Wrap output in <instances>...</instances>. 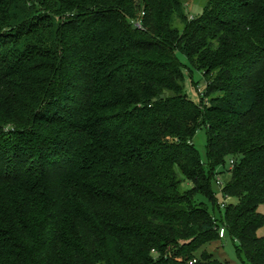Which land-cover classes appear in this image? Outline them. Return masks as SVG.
<instances>
[{
    "label": "trees",
    "instance_id": "obj_1",
    "mask_svg": "<svg viewBox=\"0 0 264 264\" xmlns=\"http://www.w3.org/2000/svg\"><path fill=\"white\" fill-rule=\"evenodd\" d=\"M184 1L0 0V264H264V0Z\"/></svg>",
    "mask_w": 264,
    "mask_h": 264
},
{
    "label": "rangeland",
    "instance_id": "obj_2",
    "mask_svg": "<svg viewBox=\"0 0 264 264\" xmlns=\"http://www.w3.org/2000/svg\"><path fill=\"white\" fill-rule=\"evenodd\" d=\"M211 0H185L184 1V12L187 15L189 19L193 18H199L203 15L208 3ZM173 26L178 29L179 31L182 30V24L179 20L174 19ZM178 58L180 62L184 65V73H185V79H184V91L188 98L198 104L200 103V96L198 94V89L202 92L205 89V82L203 80V77L201 73L195 70L191 71V76H189V72L187 71V68H189V65L187 63V60L185 56L179 54ZM186 69V70H185ZM193 145L195 149L197 150L200 159L202 163L204 164V168L206 169V163H207V157H206V133L204 129H200L198 133L195 135L193 139ZM226 168H228V164L226 165ZM223 170H217L216 173H218V178L212 182V191L218 201V204H223V199L221 197V189L216 185V180L218 179L222 184L226 183L230 179V175L227 173H222ZM179 178L181 180V186L180 190L182 192L189 190L192 188V184L186 180H184L180 175ZM198 200L202 202L206 208L208 209L209 213L212 214L213 206L210 203V201L203 197L199 196ZM231 202H234L233 200ZM217 211L215 212V216H217ZM264 235V228L260 229L258 231V236ZM237 242L233 241L229 236H226L223 240L217 241L213 244H211L207 251L212 253L214 257L222 261L224 264H249L247 260L245 259L244 255L240 252H237L236 249Z\"/></svg>",
    "mask_w": 264,
    "mask_h": 264
},
{
    "label": "built area",
    "instance_id": "obj_3",
    "mask_svg": "<svg viewBox=\"0 0 264 264\" xmlns=\"http://www.w3.org/2000/svg\"><path fill=\"white\" fill-rule=\"evenodd\" d=\"M216 185L221 189L222 188V183L217 179L216 180ZM224 207H225V205L223 204V205H221V209H224ZM225 227L224 226H220L219 228H218V237L220 238V239H223L224 238V236H225Z\"/></svg>",
    "mask_w": 264,
    "mask_h": 264
}]
</instances>
